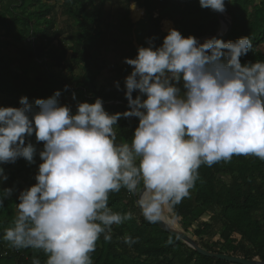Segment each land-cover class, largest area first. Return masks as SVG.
<instances>
[{"label": "clouds", "instance_id": "clouds-1", "mask_svg": "<svg viewBox=\"0 0 264 264\" xmlns=\"http://www.w3.org/2000/svg\"><path fill=\"white\" fill-rule=\"evenodd\" d=\"M199 5L226 11L225 0ZM155 40L125 58L132 70L124 80L128 110L122 113L110 114L99 97L77 101L74 112L60 102V90L34 103L22 96L19 107L0 106V165L20 158L35 164L37 155L42 161L3 230L12 248L42 250L45 264H93L101 236L111 241L113 225L132 219L131 211L109 206L110 194L125 189L147 222L171 226L178 217L169 213L189 197L202 165L240 155L264 161V60L241 63L252 38L213 36L201 43L169 28L161 45ZM115 86L120 89L119 82ZM132 117L138 126L131 139L117 142L118 121ZM8 178L0 166V184ZM15 191L0 189V208ZM138 240L123 238L128 246ZM32 264L41 261L34 257Z\"/></svg>", "mask_w": 264, "mask_h": 264}, {"label": "trees", "instance_id": "trees-1", "mask_svg": "<svg viewBox=\"0 0 264 264\" xmlns=\"http://www.w3.org/2000/svg\"><path fill=\"white\" fill-rule=\"evenodd\" d=\"M44 1L0 0V94L6 96L4 106L19 107L22 96H27L29 102L34 103L36 98H48L60 90L59 99H68L73 93L76 96V100L71 99L64 104L72 105L77 101L94 103L99 97L110 114L128 110L125 96L106 93L104 88L96 92L92 88L100 71L89 69L95 66L104 47V33L99 28L103 17L101 8L95 6L94 0H62L64 13L72 23L69 38L72 46L68 49L62 46L57 51L53 49L57 35L54 32L53 8ZM125 2L124 14L119 16L121 33L126 36L134 33L138 47H147V39L153 36L157 46L162 44L167 35L161 32L162 20L171 21L183 36L193 35L199 41L217 34V15L210 9L201 8L199 0ZM133 3L145 12L144 20L138 24L129 19V6ZM103 5L104 1L101 7ZM225 6V13L232 21V29L225 42L250 36L253 48L241 57V63L264 60V52L258 50L264 45V0H225ZM123 43L129 49L124 58H135L138 47L131 41ZM12 47L16 48L22 61L17 62L12 56ZM68 51L72 53L73 62L86 64L91 77L81 88H70L66 81L52 75L48 69L50 62L62 65ZM40 70H43L46 87L41 85L37 75L33 76ZM122 88L124 90V86ZM118 126L117 142L130 140L138 126V118H122ZM32 142L36 143L35 139ZM37 148L42 149V142L37 144ZM35 159L34 166L38 168L42 161L38 155ZM24 160H18V164L22 171L29 173L30 167ZM198 171L200 178L189 197L172 211L184 232L189 233L198 224L193 234L208 241L205 246L199 245L204 250L264 263V161L254 156H233L229 162L221 161L212 167L202 165ZM6 174L15 180L11 172L6 171ZM25 184L28 187L33 185L29 180ZM16 203L18 200H5L0 208V264H32L34 257L45 264L46 256L42 250L7 248L8 243L2 238L4 228L13 221ZM109 206L121 213L131 211L132 219L113 225L111 241H104L101 236L92 253L93 264H230L198 254L180 239L147 222L138 211L134 196L125 189L110 194ZM259 213L261 216H257ZM208 214L211 215L209 221L200 225V220ZM213 223L218 227L216 232L213 231ZM127 234L139 237L138 242L126 245L123 238ZM215 237L218 240L213 242Z\"/></svg>", "mask_w": 264, "mask_h": 264}, {"label": "rangeland", "instance_id": "rangeland-1", "mask_svg": "<svg viewBox=\"0 0 264 264\" xmlns=\"http://www.w3.org/2000/svg\"><path fill=\"white\" fill-rule=\"evenodd\" d=\"M102 1H104L103 7H101ZM256 1L259 2L262 0H256ZM44 3L53 8L52 18L55 22L54 32H57V35L54 37V41H53V49L58 51L60 49L59 47L62 46L65 49L71 48L72 44L70 43L69 38L71 35L70 27L72 23L70 18L67 17L64 13L62 0H45ZM94 4L95 6L101 8L103 12L102 21L99 24V28L102 29L104 33V47L101 49L100 56L95 62L96 63L95 66L89 69L92 72H95L96 70L100 71L92 88L96 92L100 91L101 88H104L106 93L115 92L118 95L124 97L125 95L122 86H124V80L126 76L130 74L132 70V66L124 62L125 58L123 55L128 53L129 49L128 46L123 42L131 41L133 46H135L136 48L138 47L134 33L130 36H126L121 33L122 25L120 23L119 16L124 14L125 5L127 3L125 2V0H94ZM133 4L129 6V19L133 24H138L139 22L144 20L145 16H143L140 20L135 21L132 18V10H131ZM155 17H157V15ZM227 17L231 19L228 15ZM163 21L164 20L161 21L160 29L162 33L167 34L168 32L164 30ZM222 28H223L222 24L221 22H219L216 35H219L222 32L223 30ZM206 38H203L202 40H205ZM10 49L12 52V56L17 60V62L22 61V57L18 55L16 48L12 47ZM258 50L264 52V45L261 46ZM71 56L72 53L68 51L66 60L62 65L58 66L56 62H50L48 64V69L52 75L56 76L60 80L66 81L70 88L77 89V88H81L84 83L89 82L91 77L88 76V72H87L88 70L86 68V64L84 62H78V64L76 62H73L71 60ZM42 71L43 70L38 71V73L33 74V76L37 75L41 82V85L46 87L47 82L44 79ZM116 82L120 83L119 90L115 86ZM134 94L136 95L137 93L134 92ZM71 99L72 97H69L68 99L61 98L60 102H62L63 104L68 103ZM5 103H6V96L4 94H0V106H4ZM71 106L73 111H75L76 104L73 103ZM30 139L33 141L35 139V136L31 137ZM22 159L23 158H20L18 160H22ZM18 160L13 164L0 165L4 167L5 173L6 171L11 172L15 179L14 181H12L11 179L8 178L6 182L0 184V189L6 187L7 188L15 187L16 189L12 197L6 200H17V196L19 195V192L28 187V185L25 184L27 180H29L32 184H35L36 182L34 177L36 175L38 168L35 167L34 164H29L26 160H24L25 164H27L31 170L29 173H27L26 171H22L20 169L21 166L18 164ZM17 184H19L20 187H17ZM16 214L17 213L15 208L13 211V219L15 218ZM169 215H173V214L169 213ZM210 216L211 215L208 214L207 216L203 217L200 220V225L208 222ZM257 216H261V213H259ZM197 225L195 224L191 228V231L189 233H185L179 220L177 219L175 225H171V227H174L179 232L185 233L197 245L205 246V244H207L208 241L205 238H197L193 234V232L198 228ZM217 229L218 227L213 223V231L216 232ZM217 240L218 237H215L213 239V242H216ZM9 246L10 245L8 244L7 248H9Z\"/></svg>", "mask_w": 264, "mask_h": 264}, {"label": "water", "instance_id": "water-1", "mask_svg": "<svg viewBox=\"0 0 264 264\" xmlns=\"http://www.w3.org/2000/svg\"><path fill=\"white\" fill-rule=\"evenodd\" d=\"M144 14H145V12H144ZM215 14L218 17L219 22H221L222 25H226V28H224L222 30L223 35L221 36L219 34V35H216V37L226 41V39L228 38V36H229V34L231 32V29H232V21H231V19H229L227 17V14L225 12L224 13L215 12ZM208 38H211V37H208ZM200 42L203 43L204 40H201ZM135 203H136V198H135ZM138 211L141 213L139 208H138ZM155 224L160 229H162L163 231H165V232L175 236L176 238L180 239L184 244H186L188 247H190L191 249L196 251L198 254H200L202 256H205L207 258L218 259L220 261H225V262L230 263V264H264V263L258 262V261L243 260V259L232 257V256H229V255H221V254L208 252V251L204 250L203 248H201L199 245H197L185 233L179 232L178 230H175V229L171 228L170 226H168V225H166V224H164L162 222H158V223H155Z\"/></svg>", "mask_w": 264, "mask_h": 264}, {"label": "bare ground", "instance_id": "bare-ground-1", "mask_svg": "<svg viewBox=\"0 0 264 264\" xmlns=\"http://www.w3.org/2000/svg\"><path fill=\"white\" fill-rule=\"evenodd\" d=\"M133 5H135V7L134 8L132 7V9H131L132 10V18L135 21H138L144 16V10L139 8L136 4H133ZM163 26H164V30L166 32H168L169 28H173V24L170 21H168V20H164L163 21ZM222 27H223L222 29H224V28H226V25H222ZM171 228L175 229L174 227H171Z\"/></svg>", "mask_w": 264, "mask_h": 264}]
</instances>
